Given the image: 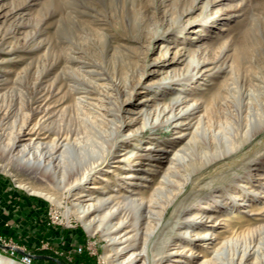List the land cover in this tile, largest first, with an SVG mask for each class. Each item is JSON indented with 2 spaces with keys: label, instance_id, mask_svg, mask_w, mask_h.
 <instances>
[{
  "label": "rangeland",
  "instance_id": "obj_1",
  "mask_svg": "<svg viewBox=\"0 0 264 264\" xmlns=\"http://www.w3.org/2000/svg\"><path fill=\"white\" fill-rule=\"evenodd\" d=\"M238 49L246 52L239 59ZM234 58L241 63L238 80L231 69ZM122 64L126 77L119 75ZM186 66L194 75L184 85L187 98L207 95L221 80L233 85L228 118L207 130L228 152L195 174L200 188L190 199L205 194L209 184L219 198H243L241 205L223 209L226 219L211 227L225 229L229 223L226 236L231 240L218 264H264V128L252 135L254 125L264 123V0H0V93H5L0 99V244L7 246H0L1 254L16 259L28 253L34 264H110L145 246L138 256L148 264L161 246L167 247L161 263L168 261L174 243L188 238L180 232H193L183 217L177 224L166 219L156 224V217L146 219L142 209V218L131 226L133 247L118 254L113 249L118 244L109 245L100 230L88 232L71 214L72 196L66 191L57 195L55 185L66 186L70 177L59 171L51 179L35 175L2 149L9 134L39 123L38 103L54 111L62 132L71 131L65 143L70 160L86 147L72 138L73 132L80 136L81 123L93 117L103 119L104 134H112L116 125L118 138L128 133V149L131 133L140 136L134 150L152 137L171 149L168 141L178 143L179 133L189 129L173 122L151 126L144 113L159 90H176L180 83L170 76ZM45 135L39 133L35 141L54 136ZM235 186V193L228 194ZM49 193L62 203L52 201ZM193 243L203 254L199 260L212 257L202 242L194 238ZM105 249L110 262L102 257ZM36 255L51 258L38 262Z\"/></svg>",
  "mask_w": 264,
  "mask_h": 264
},
{
  "label": "bare ground",
  "instance_id": "obj_2",
  "mask_svg": "<svg viewBox=\"0 0 264 264\" xmlns=\"http://www.w3.org/2000/svg\"><path fill=\"white\" fill-rule=\"evenodd\" d=\"M242 49H238L236 53L238 59L246 53ZM240 66V61L235 59L231 69L236 73V79L237 77L241 78ZM118 70L120 77L127 76L126 64H122ZM170 77L173 78L170 81L178 82L180 85L175 87L176 90L173 88L159 90L157 94L160 96L153 100V105L150 108L145 109L144 116L146 115L147 119L149 116L151 117V126L173 122L174 127L183 129L181 127L185 125V129H189L184 134L179 133L178 143L176 140L168 141L171 144V149L165 148L166 141H154L155 137H152L145 147L134 150L140 136L133 133H131L133 140L129 143L130 149H128L124 144L130 139L127 137L128 133L118 138L119 125H116L112 134H104L103 119L93 117L81 123L80 136L74 137L76 132H73L72 138L76 141H83L86 147L83 152L76 154L74 159L70 160L66 155L65 143L71 131L62 132L55 123L54 111L50 109L49 105L46 107L38 103L37 112L41 113L39 123H34V126L28 129L22 128L9 134L6 137L5 146L3 145L2 154H6V157L25 167L26 171L46 179H51L58 171L62 175L70 177L71 180L66 186L55 185L58 189L57 195L61 197L66 191L72 196L69 200L71 214L81 221L88 232L94 233L96 230H100L109 245L114 242L118 244L113 246L118 254L133 247L135 233L131 226L142 218L143 209L146 219L147 217L148 219L156 217V224L161 223L164 219H166L165 222L173 220L177 224L183 217L186 227H192L191 231L193 232L187 230L180 232V234L188 235V238L186 241L174 243L176 249L172 251V256L164 264H218L221 252L231 240L226 236L229 223L225 222V229L211 230V227L221 219H226L228 213L223 209L241 205L243 198L238 202L233 197H230V200L229 197L219 198L220 195L213 194L215 190H212L213 186H209L211 185L209 183L206 186L208 191L205 194L195 199H190V195L193 192L195 194V191H199L200 188H196L198 181L195 174L228 152V148L222 140L217 136L216 138L214 134H208L207 130L211 129L212 131L228 118L227 106L233 99V85L231 86L226 80H221L211 87L207 95L202 96L200 93L196 97L190 95L187 98V94L183 93L184 85L194 77L188 67L186 66L180 72L173 70ZM169 85L170 82L165 83V86ZM201 89L204 88L201 87ZM4 96L5 93H0V99ZM42 118L44 119L41 120ZM146 123L143 122L144 125ZM262 128H264V123H256L252 135ZM39 133H45L46 135L43 137L50 134L54 136L50 140L35 141V138L39 137ZM182 135L185 136L181 137ZM118 142V150L114 152V147ZM131 153H133V157L130 161ZM110 159L112 160L110 161ZM109 161L110 163L105 165ZM145 164H147L146 167ZM190 183L191 188L187 190L186 186ZM237 186L229 190L228 194L235 193ZM249 189L253 195L257 194L255 188L251 189L250 187ZM52 194L49 193L48 197L60 205L61 198ZM225 199L229 201L226 202ZM169 208H171L169 218H165ZM127 210L128 212H126ZM128 214L129 218H127ZM240 216H237L236 219L239 220ZM146 223L148 224V220ZM194 238L202 242L199 244L205 249H211L209 252L213 255L210 259L199 260L203 254L201 251L194 250ZM144 247L141 250H138L139 247H135L129 254L114 263L110 262L112 259H110L111 255L107 249L103 252L102 257L110 264H146L145 258L138 256L145 251ZM163 248L164 250L161 246H156L152 251L151 261H147L148 264H162L161 260L167 247ZM187 250L188 253H186ZM195 257L198 259L194 260ZM141 259L143 261L139 262ZM0 264L21 263L0 253Z\"/></svg>",
  "mask_w": 264,
  "mask_h": 264
},
{
  "label": "built area",
  "instance_id": "obj_3",
  "mask_svg": "<svg viewBox=\"0 0 264 264\" xmlns=\"http://www.w3.org/2000/svg\"><path fill=\"white\" fill-rule=\"evenodd\" d=\"M12 253H13V250H11V254ZM14 260L20 262L21 264H34L32 256L28 253L21 254L18 258Z\"/></svg>",
  "mask_w": 264,
  "mask_h": 264
},
{
  "label": "water",
  "instance_id": "obj_4",
  "mask_svg": "<svg viewBox=\"0 0 264 264\" xmlns=\"http://www.w3.org/2000/svg\"><path fill=\"white\" fill-rule=\"evenodd\" d=\"M0 246L1 247H7V246H3V245H1L0 244ZM21 253H24V252H21ZM35 258H42V257H46V258H51V257H49V256H42V255H36V256H34Z\"/></svg>",
  "mask_w": 264,
  "mask_h": 264
},
{
  "label": "crops",
  "instance_id": "obj_5",
  "mask_svg": "<svg viewBox=\"0 0 264 264\" xmlns=\"http://www.w3.org/2000/svg\"><path fill=\"white\" fill-rule=\"evenodd\" d=\"M45 260H46V258H38V259H37L38 262H43V261H45ZM35 261H36V260H35ZM38 262H37V263H38Z\"/></svg>",
  "mask_w": 264,
  "mask_h": 264
}]
</instances>
